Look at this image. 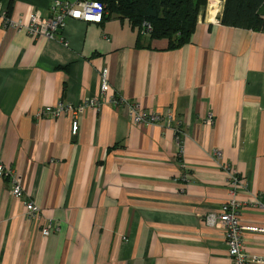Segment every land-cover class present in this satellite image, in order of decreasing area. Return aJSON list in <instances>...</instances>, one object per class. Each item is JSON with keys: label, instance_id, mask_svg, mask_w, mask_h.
I'll return each mask as SVG.
<instances>
[{"label": "crops", "instance_id": "obj_1", "mask_svg": "<svg viewBox=\"0 0 264 264\" xmlns=\"http://www.w3.org/2000/svg\"><path fill=\"white\" fill-rule=\"evenodd\" d=\"M55 1L0 0V156L26 193L16 198L0 180V264H231L225 231L208 218L232 198L264 200V32L220 23L221 0L217 19L214 5L175 50L109 15L101 24L68 19L54 39L1 16L49 18ZM91 98L101 108L84 111L76 137L71 115L34 116ZM115 98L172 112L186 134L182 164L172 128L136 125ZM220 164L237 169L248 191L232 194ZM27 198L40 220L27 218ZM49 222L60 230L44 237ZM240 223L264 229V209L246 205ZM243 247L264 257V232L245 231Z\"/></svg>", "mask_w": 264, "mask_h": 264}, {"label": "built area", "instance_id": "obj_2", "mask_svg": "<svg viewBox=\"0 0 264 264\" xmlns=\"http://www.w3.org/2000/svg\"><path fill=\"white\" fill-rule=\"evenodd\" d=\"M216 5L220 12L219 0H210L208 7ZM208 10V9H207ZM1 11V8H0ZM217 13V15L219 14ZM105 15V6L103 3L97 0H78L76 3H71L66 0H57L54 2L51 8V17L44 18L39 13L31 12L28 15L26 22H14L11 19L4 16V24L6 27L13 28L20 32H27L29 35L41 36L48 39H54L59 31H63L66 27V21L68 19L83 21L86 23L101 24ZM208 14L206 13L205 16ZM217 15L215 19H217ZM102 83L101 91L105 92L109 88L107 71L103 70L101 73ZM113 102L119 103L128 108L129 113L136 125H161L174 130V139L179 149V157L184 152V139L185 130L182 123L173 122V114L161 113H149L143 111L139 104L130 103L124 99L114 100ZM88 108H101L99 101L95 99H88L80 105H72L68 103H57L55 105L43 107L35 113V118L40 120L43 118H58L64 115L72 116V135L77 136L80 124L79 117ZM208 124H212V116L207 121ZM173 126V127H172ZM213 157L217 160L222 158V152L219 150L213 151ZM177 158V161L182 162ZM220 168L225 171L229 176V187L232 194H236L241 191H248L247 181L239 175L237 169L230 164H220ZM7 178L10 180L12 189L11 193L16 198H23L25 189L23 187V179L18 173L7 166L0 156V180ZM246 205H252L260 209H264V200L257 195L253 201L248 203L240 202L236 198L225 202L220 209V215L215 216L212 214L208 218V222L212 225L221 227L225 231L226 244L228 247V257L231 264H264V257L259 255H249L244 251L243 247V233L248 230H255L264 232V229H253L244 227L240 223V209ZM26 216L30 220H40L41 209L29 198L25 201ZM60 230L59 225L49 222L46 223L42 229V235L49 237L52 233H56Z\"/></svg>", "mask_w": 264, "mask_h": 264}, {"label": "trees", "instance_id": "obj_3", "mask_svg": "<svg viewBox=\"0 0 264 264\" xmlns=\"http://www.w3.org/2000/svg\"><path fill=\"white\" fill-rule=\"evenodd\" d=\"M97 1L105 6L103 21L107 15L128 20L132 28L137 31L138 38L146 35L150 43L166 40L167 49L175 50L192 41L198 22L206 15L210 0ZM221 1L225 4L222 16L219 18L220 23L229 27L264 32V17L261 14L264 0ZM210 12L214 14L215 11L210 10ZM179 160L181 161V157Z\"/></svg>", "mask_w": 264, "mask_h": 264}, {"label": "rangeland", "instance_id": "obj_4", "mask_svg": "<svg viewBox=\"0 0 264 264\" xmlns=\"http://www.w3.org/2000/svg\"><path fill=\"white\" fill-rule=\"evenodd\" d=\"M211 8V7H210ZM210 8L208 7V10H207V16H206V20L210 17V15H211V12H210ZM218 12H219V10H218ZM216 16V15H215ZM215 16H214V18H215ZM218 16V15H217ZM61 117V116H60ZM59 118V117H58ZM52 119V118H51ZM54 119H57V118H54ZM9 168H11V167H9ZM13 169V168H12ZM19 175V174H18ZM240 175V174H239ZM243 178V177H242ZM9 180V179H8ZM246 180V179H245ZM12 194V193H11ZM26 195V194H25ZM25 195H24V197L23 198H25ZM15 197V196H14ZM27 200V199H26ZM33 201V200H32ZM25 204V203H24ZM26 208V207H25ZM45 225V224H44ZM44 225L42 226V229H43V227H44ZM58 225V224H57Z\"/></svg>", "mask_w": 264, "mask_h": 264}]
</instances>
